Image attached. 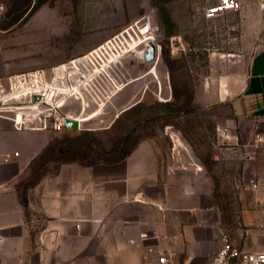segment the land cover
<instances>
[{"label": "crops", "instance_id": "crops-1", "mask_svg": "<svg viewBox=\"0 0 264 264\" xmlns=\"http://www.w3.org/2000/svg\"><path fill=\"white\" fill-rule=\"evenodd\" d=\"M263 3L240 0L237 55L230 54L236 68L215 82L204 107L209 132L228 126L239 142L223 152L236 160L227 189L190 153V137L199 135L194 114L184 115L194 135L163 119L118 157L103 159L101 149L92 160L80 156L88 144L78 141L67 142L65 154L44 155L61 133L15 130L0 119V264H208L223 233L247 252L264 250V143L251 145L264 132ZM24 67L0 62V76ZM122 91L109 104L111 127L142 101L127 92L116 107ZM96 130L106 131L63 132L97 138Z\"/></svg>", "mask_w": 264, "mask_h": 264}, {"label": "rangeland", "instance_id": "rangeland-1", "mask_svg": "<svg viewBox=\"0 0 264 264\" xmlns=\"http://www.w3.org/2000/svg\"><path fill=\"white\" fill-rule=\"evenodd\" d=\"M210 3L208 0H0L4 6L0 13V62L22 64L25 66L22 70L47 68L80 55L122 29L136 33L139 39L152 36L157 46L150 61L142 56L145 48H138L122 55L118 62L117 73L126 84L116 107L125 103L127 92L133 91V99L142 100L135 113L129 117L122 115L111 127L116 112L108 110L111 108L108 104L84 122L83 130L104 131L110 126L109 129L102 134L90 131L101 134L97 138L58 131L56 134L62 135L50 140L54 148L50 145L44 155L50 157L58 151L65 154L67 142L76 145L78 141L88 144L80 156L96 159L102 149L103 159H114L139 135L159 129L164 120L184 125L185 131L191 127L194 135L195 122L184 116L194 114L199 135L195 139L190 137L194 143L190 153L204 164L220 187L227 189L236 160L223 153L231 144L218 140V124L209 132L212 122L206 120L209 113L204 107L215 82L236 68L231 65L234 57L230 54L237 55V12L206 18L204 7ZM139 28L145 33H140ZM136 115L138 119L125 122ZM209 145L214 146L213 153ZM76 150L69 151L77 155Z\"/></svg>", "mask_w": 264, "mask_h": 264}, {"label": "built area", "instance_id": "built-area-1", "mask_svg": "<svg viewBox=\"0 0 264 264\" xmlns=\"http://www.w3.org/2000/svg\"><path fill=\"white\" fill-rule=\"evenodd\" d=\"M208 1L212 3L204 7L206 18L239 7L237 0ZM3 9L0 4V13ZM139 32L145 33L141 28ZM151 39L152 36L147 41ZM139 40L136 33L133 35L122 29L84 53L47 68L1 75L0 119L8 121L15 130L58 132L74 128L82 131L84 122L98 115L126 84L117 73L118 62L122 55L135 50L133 44ZM68 121L72 122L71 127L67 126ZM216 135L220 142L232 144L234 140L238 145L228 126H217ZM260 143H264V132L256 133L251 145L257 147ZM10 158L9 154H3L4 160ZM189 163L201 170V166L192 160ZM250 184L252 188L258 185L253 179ZM166 261V256L161 254L159 262ZM208 264H264V250L247 252L223 233L221 246Z\"/></svg>", "mask_w": 264, "mask_h": 264}, {"label": "water", "instance_id": "water-1", "mask_svg": "<svg viewBox=\"0 0 264 264\" xmlns=\"http://www.w3.org/2000/svg\"><path fill=\"white\" fill-rule=\"evenodd\" d=\"M156 50H157L156 44L154 42H152V41L148 42V48H147V50H145L143 52V55H142L143 58L146 61L152 60L155 57ZM71 125H72V122L68 121L67 126L71 127Z\"/></svg>", "mask_w": 264, "mask_h": 264}, {"label": "bare ground", "instance_id": "bare-ground-1", "mask_svg": "<svg viewBox=\"0 0 264 264\" xmlns=\"http://www.w3.org/2000/svg\"><path fill=\"white\" fill-rule=\"evenodd\" d=\"M149 37L150 36H145L144 38L140 39L138 42H135L133 44V47L135 48V50L138 48H146L147 49L148 48V41L147 40Z\"/></svg>", "mask_w": 264, "mask_h": 264}, {"label": "trees", "instance_id": "trees-1", "mask_svg": "<svg viewBox=\"0 0 264 264\" xmlns=\"http://www.w3.org/2000/svg\"><path fill=\"white\" fill-rule=\"evenodd\" d=\"M124 153H126V151Z\"/></svg>", "mask_w": 264, "mask_h": 264}]
</instances>
